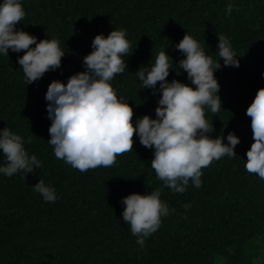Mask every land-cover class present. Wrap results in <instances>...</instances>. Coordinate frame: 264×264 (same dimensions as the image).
Returning <instances> with one entry per match:
<instances>
[{"label":"trees","instance_id":"1","mask_svg":"<svg viewBox=\"0 0 264 264\" xmlns=\"http://www.w3.org/2000/svg\"><path fill=\"white\" fill-rule=\"evenodd\" d=\"M21 3L25 16L17 30L37 41L55 38L65 54L59 68L27 84L18 63L23 51L0 53V130L8 127L21 136L26 152L42 165L26 177L0 173V264H264V180L245 168L254 142L246 111L264 87V0ZM113 29L124 30L131 46L125 71L111 84L133 108L134 124L143 115L156 118L159 82L156 91L142 88L136 72L150 68L161 50L170 56L167 80L191 85L179 66L185 55L176 48L186 32L221 64L214 73L221 109H205L214 126L208 135L223 136L227 144L228 133L234 132L240 142L234 157L223 156L202 168L201 187L191 180L183 193L165 186L151 168L154 148L144 147L138 134L132 151L118 155L111 167L81 172L55 157L48 143L47 88L53 80L66 84L71 75L85 71L83 57L93 50L94 37ZM218 35L229 40L239 67L224 66ZM4 164L0 149V166ZM39 180L54 188L55 202H46L34 190ZM156 189L169 215L161 217L160 227L141 247L123 220L122 199Z\"/></svg>","mask_w":264,"mask_h":264},{"label":"clouds","instance_id":"2","mask_svg":"<svg viewBox=\"0 0 264 264\" xmlns=\"http://www.w3.org/2000/svg\"><path fill=\"white\" fill-rule=\"evenodd\" d=\"M226 11L231 13V4ZM24 16L21 0L0 3V53L8 56L9 49L23 51L18 63L29 84L50 69L59 68L65 52L55 38L37 41L34 35L17 30L16 25ZM218 41L224 66L239 67L229 40L218 35ZM130 47L124 30L113 29L107 36L97 34L92 41L93 50L83 57L86 70L71 75L66 84L60 80L49 84L45 97L51 119L48 143L57 159L85 172L113 166L118 155L132 151L134 134H138L144 147L154 148L151 168L165 186L175 193H183L191 180L199 188L202 168L223 156L234 157V149L240 142L234 132L228 133L227 144L223 136L208 135L214 126L205 118V109L209 108L212 113L221 109L220 85L214 75L221 64L214 63L186 32L176 48L185 55L179 66L195 87L176 79L167 80L172 68L170 56L161 50L150 68H139L136 72L142 88L156 91L159 82L158 91L162 95L155 109L156 118L143 115L134 124L133 108L124 97L117 96L111 84L117 74L125 71L124 58L130 55ZM246 115L251 118L254 142L246 152L245 168L264 180V87L257 90ZM0 149L5 157L0 173L6 176L17 172L25 176L42 166L35 155L29 156L26 152L21 136L8 127L0 130ZM34 190L46 202L57 199L54 188L46 186L43 180L34 185ZM160 196L161 190L156 189L148 194L131 193L122 199L123 220L130 225L141 247L145 238L160 227L161 217L169 215V207Z\"/></svg>","mask_w":264,"mask_h":264}]
</instances>
